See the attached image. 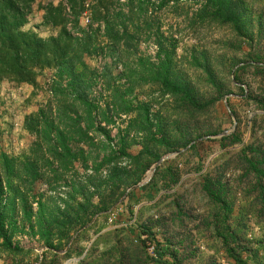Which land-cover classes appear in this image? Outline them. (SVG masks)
<instances>
[{"label": "trees", "instance_id": "obj_1", "mask_svg": "<svg viewBox=\"0 0 264 264\" xmlns=\"http://www.w3.org/2000/svg\"><path fill=\"white\" fill-rule=\"evenodd\" d=\"M116 1L92 0L89 27L80 24L86 0L39 2L43 24L58 29L42 36L24 28L38 0H0V86L7 81L36 90L43 71L56 70L51 98L24 118L35 137L29 151L16 156L0 149V260L33 264L34 250L15 240L31 233L47 246L38 264H64L74 256L78 264H264L263 17L244 0H203L191 25L228 26L232 38L224 54L194 47L188 56L198 71L192 75L182 64L179 38L164 37L156 40V60L135 55L113 76L86 56L108 49L121 58L148 24L134 10L145 0ZM116 3L127 9L112 10ZM231 48L245 51L244 59ZM125 77L122 90L118 81ZM233 83L254 110L242 116L231 105L236 128L216 139L220 151L208 160L201 146L225 130L200 127L233 93ZM143 84L156 101L129 98ZM99 85L107 93L101 100L92 96ZM123 116L114 144L111 126ZM194 140L159 165L148 183L132 188L164 155ZM135 144L141 149L132 153ZM185 157H197L188 170L180 162ZM193 192L205 199L207 211L196 208ZM121 205L129 216L109 225Z\"/></svg>", "mask_w": 264, "mask_h": 264}, {"label": "rangeland", "instance_id": "obj_2", "mask_svg": "<svg viewBox=\"0 0 264 264\" xmlns=\"http://www.w3.org/2000/svg\"><path fill=\"white\" fill-rule=\"evenodd\" d=\"M49 1L51 0H38L35 4V10L31 15L30 22L24 27L25 29L36 30L42 36H50L57 33V28L43 24V21H41L42 16L40 14V11L42 10L37 8L39 2ZM54 1L57 2L58 0ZM86 1V8L91 10L92 0ZM202 1L203 0H180L177 5H173L171 3L170 5L163 7H160L159 5L160 0H145L142 4L136 3L134 7L135 13L141 17V20H148V24L151 27H149L147 23L141 22L142 30L136 45H134V47L130 50H121V52H119L121 58L114 57L112 52L105 49L103 51L99 50L98 53L86 56L87 62L93 68L98 69L99 72H102L106 67H109L113 73L112 75L117 76L123 73L128 63L135 60V55L150 57L152 60H156V54L158 51V44L156 43V40L159 38L161 39L164 37L175 36L180 40L179 53L184 54L185 56L182 63L183 66L190 72V74H197L198 69L191 63V58L188 56L191 50L196 46L207 48L213 56L218 57L226 52V44L228 40L232 38V31L228 26H219L216 24L212 26L198 24L194 26L191 25L190 20L192 19L193 13ZM244 1L249 4L254 14L262 16L264 20V0ZM121 2L126 1L121 0ZM122 7L127 9V6L119 5L118 3L113 4L111 9L119 10ZM97 26L98 23H95L94 27ZM100 28L101 30L99 33L102 35L104 33V24H101ZM235 50V48H231L230 52L233 51L234 55L236 54L239 60H243L245 57V51ZM245 50H247V48H245ZM220 58L221 57L218 59ZM223 68L225 67L222 65V69ZM55 74L56 70L54 69L43 71L39 77V87L36 90L32 86L26 84H24L25 86L23 88H20V86L12 85L7 81L2 82L0 86L1 150L6 151L10 155L16 156L23 155L29 151L35 137L24 128L25 115L34 110L38 103H43L51 98L52 92H50V86L52 87ZM249 80L252 81V78L249 77ZM118 82L123 86L122 90H125L127 78H121ZM99 86L100 87L96 86L94 88L92 96L95 99L101 100L107 93L104 91V85ZM236 86L237 83H233V93L226 95L217 103L216 107L208 116L207 122L204 125H201V129H211L218 132L223 130H229L231 132L234 130V123L237 122V119L230 112L231 105L236 107L242 116L247 114L249 115L253 112L254 106L248 105L245 100L240 99L241 92ZM244 86L247 88L246 84H244ZM153 92L154 91L149 88L148 85L143 84L142 88H136L133 92H131L129 98L135 101L151 100V102H154L157 99L153 97ZM153 108L156 110V105H154ZM3 116L7 119H2ZM116 120L117 124L111 126L112 135L115 138L114 144H117L118 128L119 126H125L124 120H126V117L123 116L122 118H116ZM246 136L248 135L246 134ZM219 137V135L212 136L211 138L215 140H209L201 146V153L204 157L208 153L211 154L209 155L210 157L208 160L220 151V143L216 140ZM140 149L141 146L135 144L129 148V151L137 153ZM195 161H197V157L192 160L188 159V157L180 159V162L182 163L181 166H183L182 168L185 170H188L191 166H193ZM150 170H148L146 177L148 176ZM190 175H195V173ZM49 194L55 195L54 192H50ZM136 196H139V194ZM148 196H150V194ZM192 198L194 205L200 212L208 210L206 201L199 192H193ZM145 201H143L141 205L145 204ZM128 216L126 206H118V208H116L114 213L110 216L108 224L111 226L122 225ZM257 231L258 230H256V232ZM15 240L22 246L32 248L34 250V255L32 257V261H34L33 264L38 263L37 260L42 258L44 250L47 249L45 243L40 240L39 237L34 236L31 233H18L15 236ZM83 245L88 246V242H83ZM78 262L79 257L74 256L65 261L64 264H78ZM0 264H3V260H0Z\"/></svg>", "mask_w": 264, "mask_h": 264}, {"label": "water", "instance_id": "obj_3", "mask_svg": "<svg viewBox=\"0 0 264 264\" xmlns=\"http://www.w3.org/2000/svg\"><path fill=\"white\" fill-rule=\"evenodd\" d=\"M241 65V64H240ZM230 112H231V114H233V112L231 111V109H230ZM234 116V115H233ZM236 125H237V122H235L234 123V128L233 129H235L236 128ZM230 133V131L229 130H225V131H223L219 136L221 137V136H223V135H227V134H229ZM209 136H205V137H203V138H201V139H206V138H208ZM198 140H200V139H198ZM198 140H194L193 142H191L186 148H184V149H182V150H180V151H175V152H171V153H168V154H166V155H164L154 166H153V168L149 171V173H148V176L144 179V180H142L141 182H139L138 184H136L135 186H133L132 188H137V187H141V186H143V185H145L146 183H148L150 180H151V178L153 177V175L155 174V171H156V169H157V167L159 166V165H161L165 160H167V159H169V158H172V157H174V156H176V155H178L180 152H184V151H186V149H188L189 147H191L196 141H198ZM132 188H130V189H132ZM129 189V190H130ZM128 190V191H129ZM66 250H63V251H61V252H65ZM36 264H38V263H36Z\"/></svg>", "mask_w": 264, "mask_h": 264}, {"label": "built area", "instance_id": "obj_4", "mask_svg": "<svg viewBox=\"0 0 264 264\" xmlns=\"http://www.w3.org/2000/svg\"><path fill=\"white\" fill-rule=\"evenodd\" d=\"M80 24L83 27H89L93 24L92 13L91 10H89L88 8H85L82 11L80 16Z\"/></svg>", "mask_w": 264, "mask_h": 264}, {"label": "crops", "instance_id": "obj_5", "mask_svg": "<svg viewBox=\"0 0 264 264\" xmlns=\"http://www.w3.org/2000/svg\"><path fill=\"white\" fill-rule=\"evenodd\" d=\"M40 14H41V16H42V20L41 21H43V15H44V11H40ZM25 85H22V86H20V88H23ZM2 119H7V118H5L4 116L2 117ZM10 121H11V119H10ZM23 121V120H22ZM22 126H23V122H22Z\"/></svg>", "mask_w": 264, "mask_h": 264}]
</instances>
